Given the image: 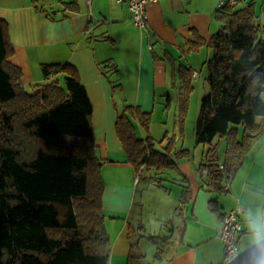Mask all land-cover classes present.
<instances>
[{
  "label": "trees",
  "instance_id": "obj_1",
  "mask_svg": "<svg viewBox=\"0 0 264 264\" xmlns=\"http://www.w3.org/2000/svg\"><path fill=\"white\" fill-rule=\"evenodd\" d=\"M239 3L219 9L220 30L209 42L198 36L190 49H213L207 62L210 92L203 99L195 136L198 145L208 146L198 174L220 194L264 138V26L256 23L254 4ZM14 52L8 23L0 19V264H111L103 207L105 161L88 92L69 63L42 65L51 82L25 87L22 69L10 61ZM194 72L183 65L179 76L182 132ZM136 122L149 132L151 113L125 106L118 114L116 131L127 162L138 175L153 172L151 181L164 187L163 175L178 170L179 161L192 152L180 149L174 138L167 139L166 152L156 150L150 136L138 135ZM218 137L226 141L222 158ZM190 198L185 187L182 205ZM210 207L217 213L218 201L211 200ZM142 237L160 242L155 236ZM162 252L163 245L156 261ZM156 261L132 251L127 264ZM235 264H264V245Z\"/></svg>",
  "mask_w": 264,
  "mask_h": 264
},
{
  "label": "crops",
  "instance_id": "obj_2",
  "mask_svg": "<svg viewBox=\"0 0 264 264\" xmlns=\"http://www.w3.org/2000/svg\"><path fill=\"white\" fill-rule=\"evenodd\" d=\"M45 1L0 0V18L8 23L15 50L10 61L22 69L25 87L44 82V64L69 63L79 73L94 108L93 129L105 161L103 207L111 237V264H127L130 253L139 252L134 235H139L140 247L142 235L158 237L168 225L172 229L160 237L163 252L159 261L153 260L155 264H224L225 247L218 230L223 215L239 206L245 208L240 256L263 246L264 138L225 192L212 191L202 179L186 174V182L173 181L180 184L179 196L172 194L173 182L164 187L150 182L142 188L147 194H141L136 206L139 175L127 162L116 131L115 87L120 84H112L111 73L120 71L119 82L129 90L131 100L143 112L153 111L157 83L163 82L158 80V64L164 67V63L176 61L172 53L176 52L182 53L185 66L194 69L191 58L197 52L190 50L193 42L198 36L209 42L221 28L219 0H160L147 8L145 31L133 24L128 7L116 0ZM259 3L242 0L239 4H254L255 8ZM256 15L260 16L256 23L264 26V0L261 14ZM185 187L190 188L191 198L182 205ZM211 200L218 201L217 213L210 207Z\"/></svg>",
  "mask_w": 264,
  "mask_h": 264
},
{
  "label": "rangeland",
  "instance_id": "obj_3",
  "mask_svg": "<svg viewBox=\"0 0 264 264\" xmlns=\"http://www.w3.org/2000/svg\"><path fill=\"white\" fill-rule=\"evenodd\" d=\"M39 3H43V0H38ZM45 1V0H44ZM46 2V1H45ZM59 0H54L53 3H58ZM47 4V2H46ZM239 7L241 5L239 4ZM263 7V0H260V3L255 6L256 13L258 16L261 14V8ZM263 13V10H262ZM257 16V15H256ZM260 17V16H259ZM257 17L256 20L259 18ZM1 19V18H0ZM5 20V19H3ZM259 21V20H258ZM206 49L202 50L200 53H194L191 58L193 70L196 71L197 77L194 78L193 86L194 90L191 94V99L189 101V110L187 116L185 118L184 130L181 131L180 127V91H179V76L182 70L184 63H182L183 59L182 53L172 52L175 56V60L164 63V67H159L158 64V80L163 79L162 83H157L158 93L157 97L153 102L154 110L151 111L152 115V123L150 126L149 132L144 130L139 124L136 122V128L138 131V135L141 138L151 137L154 140V146L156 150L166 152V147L169 142L167 139L174 138L176 141V145L181 149H189L192 152V155L188 159H181L179 161V169L178 170H169L167 173L163 175V178L167 181H162L163 185L166 186L167 182L172 183L174 180H178L179 182H183L185 175L193 174L197 181L201 179L198 174L197 168L202 163L203 153L208 150V146L198 145L196 142L195 129L197 126V122L200 116L202 102L205 96L210 92V86L208 83V69L207 62L213 56V49L209 46L205 47ZM115 71V70H114ZM111 80L116 82L115 84H120L116 86V104L118 106V114L123 112L125 106H133L139 107V105L131 100V95L129 90L124 89L123 83L119 82L120 71L118 73H111ZM64 81V79L62 80ZM51 81L45 79L43 83H39L38 85L49 84ZM122 82V80H121ZM123 96V97H122ZM141 109V108H140ZM215 144L218 145V156L221 158L224 157L225 149H226V141L222 138H217L215 140ZM151 175L153 172H145L142 175H139L137 178V193H136V206H139L141 194L146 195L147 192L143 193V187L146 183H150ZM182 180V181H180ZM142 181V182H141ZM138 182H141L140 184ZM171 191L173 196H179L181 192L180 184L176 182V184H171ZM172 226L168 225L160 230L158 234L159 243H153L148 237L141 238V246L138 247V243L140 241L139 235H134L132 240L136 244V250L145 254L150 262H153L156 259V254L158 247L161 246L160 237L163 234H168L171 232ZM148 236V235H147ZM161 244V245H160ZM264 245V244H262ZM261 246V245H260Z\"/></svg>",
  "mask_w": 264,
  "mask_h": 264
},
{
  "label": "built area",
  "instance_id": "obj_4",
  "mask_svg": "<svg viewBox=\"0 0 264 264\" xmlns=\"http://www.w3.org/2000/svg\"><path fill=\"white\" fill-rule=\"evenodd\" d=\"M242 0H219V8L228 5H236ZM119 4H124L132 13L133 24L145 31L148 27L147 8L160 2V0H116ZM245 208L239 206L230 210L222 219L218 230V238L223 242L225 247L224 264H235L240 259L239 241L244 232L243 215Z\"/></svg>",
  "mask_w": 264,
  "mask_h": 264
}]
</instances>
